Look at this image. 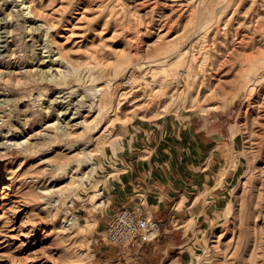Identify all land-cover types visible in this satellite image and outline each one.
<instances>
[{
	"label": "rangeland",
	"instance_id": "obj_1",
	"mask_svg": "<svg viewBox=\"0 0 264 264\" xmlns=\"http://www.w3.org/2000/svg\"><path fill=\"white\" fill-rule=\"evenodd\" d=\"M163 2L0 0V134L30 142L0 148V264H264V0ZM63 93L79 116L55 135ZM136 137L178 149L186 194L152 243L113 245Z\"/></svg>",
	"mask_w": 264,
	"mask_h": 264
},
{
	"label": "crops",
	"instance_id": "obj_2",
	"mask_svg": "<svg viewBox=\"0 0 264 264\" xmlns=\"http://www.w3.org/2000/svg\"><path fill=\"white\" fill-rule=\"evenodd\" d=\"M199 125L192 123L191 133H198ZM194 126L197 127L193 129ZM182 137H189V134L182 133ZM134 141L136 147L129 151L133 159L117 180L119 185L112 196L113 205L116 210L122 206H140L144 213L163 220L168 226L172 219L178 220L181 215L174 201L186 194L185 164L178 157L174 158L178 153L174 145H165L158 140L156 145L149 147L145 145V138L139 140L136 137ZM146 150H150L149 155L145 154Z\"/></svg>",
	"mask_w": 264,
	"mask_h": 264
},
{
	"label": "built area",
	"instance_id": "obj_3",
	"mask_svg": "<svg viewBox=\"0 0 264 264\" xmlns=\"http://www.w3.org/2000/svg\"><path fill=\"white\" fill-rule=\"evenodd\" d=\"M122 90L135 89L134 75L127 72L123 78ZM165 222L144 213L140 206H122L107 221L104 240L119 246H143L152 243L164 230Z\"/></svg>",
	"mask_w": 264,
	"mask_h": 264
},
{
	"label": "bare ground",
	"instance_id": "obj_4",
	"mask_svg": "<svg viewBox=\"0 0 264 264\" xmlns=\"http://www.w3.org/2000/svg\"><path fill=\"white\" fill-rule=\"evenodd\" d=\"M167 1H169L170 2V6H172L173 8L172 9H170V11H169V13L168 14H170V12L171 13H173V10H174V12L175 11H180L181 12V9H183V8H185L186 6V4H188V2H191V1H188L186 4H184L185 2V0H167ZM164 2H165V0H164ZM163 2V3H164ZM198 2V0H196V2H195V6L194 7H196V5H198L199 4V2ZM23 3V5L26 7L25 9H28L29 8V6L28 5H25L24 3L25 2H22ZM165 5L166 4H164L163 6L165 7ZM169 5V4H168ZM153 6V5H152ZM167 7V6H166ZM189 7V6H188ZM170 8V7H169ZM150 10V9H149ZM162 11V10H161ZM161 11H160V13L158 12L157 13V15H158V19H156V18H154V16L151 18V23L153 22V23H155V22H158V24H160L159 22L163 19V18H165L166 17V15H164V13H161ZM188 10L186 9V11L185 12H187ZM28 12H29V10H28ZM27 12V13H28ZM146 12H149V11H146ZM154 12V11H153ZM30 13V12H29ZM182 13V12H181ZM188 14L187 15H190V12H187ZM167 14V15H168ZM156 15V16H157ZM178 15H180V14H178ZM254 17V16H253ZM253 19V18H252ZM256 19H257V16H256ZM164 20V19H163ZM162 20V21H163ZM251 20V19H250ZM161 21V22H162ZM248 21H249V19H248ZM249 23V24H248ZM248 23H244V24H242V32H243V35H246L247 33H250V34H253V33H256V32H259V26H260V22L259 21H255V20H253V22H248ZM251 24H253V26H252V28L250 29L249 27H248V25H251ZM3 33V32H2ZM7 33V32H6ZM4 34V33H3ZM4 35H7V34H4ZM4 37H6V36H4ZM258 38L260 39V38H262V35L261 34H259L258 35ZM4 39V38H3ZM1 40V39H0ZM4 45V44H3ZM2 44H1V46H3ZM45 47V46H44ZM1 48V47H0ZM45 52V51H44ZM53 52V51H52ZM49 55H50V53H49ZM47 56H48V54H47ZM56 59H59V56L57 57H55L53 60L51 59V61H48L49 63H47L48 64V66L47 67H49V65H52L53 64V62H54V60H56ZM58 61V60H57ZM40 65V64H39ZM46 66V65H45ZM42 69V68H41ZM51 70H54V69H52V68H50L49 67V69L46 71V72H50ZM38 71V70H37ZM39 71H43V70H39ZM40 72V73H41ZM45 72V71H44ZM48 72V73H49ZM43 76H44V73H43ZM46 77H48V75L46 76ZM98 91H100L101 92V89H98ZM80 101V100H79ZM79 101L78 100H73V99H71V97H70V99H69V96H65V93H63L62 95H57L55 98H53V100H51L50 101V105L51 104H55L57 107H60V112L58 113V116H63L64 117V119L66 118V120L67 121H62V123H59L58 122V120L59 119H57L56 120V122L55 123H52V124H49L47 127L49 128V129H51V130H53V132H54V134L55 135H57V134H62V133H66L67 132V130L72 126V124H70V123H73V122H76V120L78 119V116H79V114H78V109H77V107H78V105H79ZM47 112V111H46ZM46 114V113H45ZM47 115V114H46ZM60 118V117H59ZM28 121V120H27ZM80 122H81V120H80ZM74 124V123H73ZM75 125H77V124H75ZM2 134V135H1ZM0 135H1V139H2V141L0 142V148H3V149H9V148H12V147H26L25 145L29 142L27 139H21L20 138V134H22V133H17V132H15V131H13V130H11V129H6L4 132H2ZM51 134V133H50ZM34 135H36V133H34ZM31 137V136H30ZM36 138V137H35ZM30 143V142H29ZM74 221L72 220V219H69V218H67L66 217V221L64 222V225H63V227H64V229L65 230H67L68 228H70V226H71V224L73 223Z\"/></svg>",
	"mask_w": 264,
	"mask_h": 264
}]
</instances>
